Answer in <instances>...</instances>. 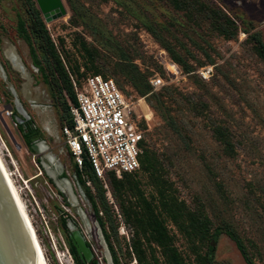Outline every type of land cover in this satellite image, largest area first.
<instances>
[{
  "label": "rangeland",
  "instance_id": "374dc122",
  "mask_svg": "<svg viewBox=\"0 0 264 264\" xmlns=\"http://www.w3.org/2000/svg\"><path fill=\"white\" fill-rule=\"evenodd\" d=\"M187 1V8L179 10L170 0H62L66 16L45 23L34 0H0V154L14 175L47 264H75L67 243L74 233L97 264H114L104 231L119 264H139L132 250L135 227L119 211V204L144 211L139 193L163 220L185 264H247L221 228L225 224L251 263L264 264V60L257 53L259 42L264 46V0ZM31 2L53 43L64 41L80 73L85 67L72 47L76 35L100 50V75L134 103L144 147L159 153L172 195L209 217L215 241L189 240L162 211L156 188L141 171L116 178L122 183L115 195L109 176L99 182L83 170L79 179L62 134L69 117L63 103H71L50 74L52 65L34 33ZM225 18L232 22L230 37L216 28ZM92 24L113 39H100L97 30L87 27ZM163 47L191 72L184 73ZM119 55L165 86L147 99L137 96L130 67L119 63ZM170 64L177 74L169 71ZM85 73L73 80L92 75ZM158 97L169 100L165 109L155 105ZM215 126L229 134V154L216 141ZM63 181L73 188L76 203L59 188ZM138 239L148 262L164 263L154 243Z\"/></svg>",
  "mask_w": 264,
  "mask_h": 264
},
{
  "label": "trees",
  "instance_id": "16d2710c",
  "mask_svg": "<svg viewBox=\"0 0 264 264\" xmlns=\"http://www.w3.org/2000/svg\"><path fill=\"white\" fill-rule=\"evenodd\" d=\"M31 0H29L30 2ZM172 6L175 9H184L188 6L187 0H170ZM31 12L33 17V22L35 25V35L38 39L41 40L45 52H46V59L48 63L52 65V69H50L51 76H56L59 82L62 85V90L67 94L68 99L72 105H76V97L73 91L71 78L76 77L83 78L85 77V71H91L92 75H100V69L98 66L97 61L100 58V50L97 47L92 46L89 44L83 37L76 35L73 39L72 47L74 48L77 56L79 59L83 61V66L85 67L84 72H79V67L77 66L75 60L72 57V54L65 49L64 41H60L59 46L55 45L51 40L49 33L45 27L44 22L40 17L39 11L35 8L34 3L31 2ZM72 18L75 17L76 11L72 7ZM214 14L220 17V13L214 12ZM232 22L230 19L225 18L223 25L220 27H216L220 30L221 33L227 34L225 36L230 37V33L227 32ZM94 30H97L100 39H113L111 34L105 30H103L99 24H92L90 26ZM163 46V45H162ZM166 52L168 53L171 60L179 65L182 68V71L186 74L191 72V68L182 62L179 58H177L174 52L168 48L163 47ZM258 55L264 60V46L262 43L259 42V48L257 49ZM119 63L125 65H129V74L128 78L131 80L132 88L137 96L139 97H146L148 94L150 96H155L152 93L154 90L149 84L148 78L146 75L141 73L135 64L132 62H127L124 57L119 55L118 58ZM211 62V61H210ZM127 75V74H126ZM107 78V77H104ZM78 82V81H77ZM118 86V85H117ZM118 88L123 92L119 86ZM124 93V92H123ZM148 97H146L147 99ZM169 100L161 99L158 97L156 100L155 105H158L160 108H164ZM150 105V104H149ZM150 105L151 108L155 110V108H159L157 106ZM63 109L69 115V107L67 103H63ZM63 126H68L72 128V123L70 120V115L66 118L63 122ZM213 135L219 143L224 145L227 154H229V150H233L232 144L230 142V136L227 131L222 128L221 126L213 127ZM76 174L80 180H82L81 172L84 170L87 175L89 174L94 180L99 181L89 170L86 166L82 171H79L75 168ZM145 173L152 186L156 188L157 196L159 198L161 209L162 211L169 217V219L176 225V227L184 233V235L190 240H196L200 243L205 244L206 242L209 243L210 240H216L217 236L216 233L212 232L211 228V221L209 217L204 213H197L189 209L184 202H179L173 195L172 190L173 187L169 181L165 180L162 174V163L160 159V155L158 152L150 151L144 147V141L142 142V155L140 157V170L137 172ZM136 173L131 174H124L121 178H126L128 176L134 175ZM110 177V185L112 187V193L115 195L116 190L121 186V181L117 180L113 174H107V177ZM105 178V179H106ZM100 182V181H99ZM84 185V181H82ZM91 196V195H90ZM140 201L145 204L144 211L140 209H132V208H125L123 205L119 204V211L126 221V223L131 222L135 227L134 235L132 236V250L133 255L136 261L139 264H159L158 260L153 258L152 262H148L145 257V251L141 248V242L138 239L142 236L146 242L154 243L161 252V255L164 259L163 264H185L183 259L181 258L180 254L178 253L177 249L173 246L172 237L168 234L166 227L164 226L163 220L155 214L154 210L150 207V204L145 201L142 197V194L139 193ZM91 201L94 203L92 197H90ZM103 204V208L108 215V210L105 209V205ZM111 225V223H110ZM221 227L225 230H228L227 234L235 241L237 247L239 248L240 252L242 253L245 261L247 264H252L251 261L248 259L245 251V247L243 246L241 240L233 233L228 225H223ZM104 227V226H103ZM114 235H116V229L114 227L111 228ZM104 239L108 244L110 253L112 255V261L114 264H119L117 257L114 254L109 242V236L107 235L106 231H104ZM136 239V240H135ZM68 249L70 255L75 264H80V259L78 257V253L76 248L73 244L72 237L67 239ZM93 264H97L96 260L93 261Z\"/></svg>",
  "mask_w": 264,
  "mask_h": 264
},
{
  "label": "built area",
  "instance_id": "2783aa9c",
  "mask_svg": "<svg viewBox=\"0 0 264 264\" xmlns=\"http://www.w3.org/2000/svg\"><path fill=\"white\" fill-rule=\"evenodd\" d=\"M202 74V73H201ZM76 105H70L72 128L62 134L79 171L86 166L101 182L107 174L121 178L140 170L143 130L134 103L116 83L101 75L80 82L71 78ZM153 90L165 86L158 76L149 79Z\"/></svg>",
  "mask_w": 264,
  "mask_h": 264
},
{
  "label": "water",
  "instance_id": "95a60500",
  "mask_svg": "<svg viewBox=\"0 0 264 264\" xmlns=\"http://www.w3.org/2000/svg\"><path fill=\"white\" fill-rule=\"evenodd\" d=\"M45 23L66 16L62 0H34ZM78 254L90 258L79 234H73ZM0 264H44L20 203L0 164Z\"/></svg>",
  "mask_w": 264,
  "mask_h": 264
},
{
  "label": "bare ground",
  "instance_id": "6f19581e",
  "mask_svg": "<svg viewBox=\"0 0 264 264\" xmlns=\"http://www.w3.org/2000/svg\"><path fill=\"white\" fill-rule=\"evenodd\" d=\"M168 69H169L170 72L177 74V68H176L175 65H171V64H170L169 67H168ZM4 146H5V145H4ZM40 146H41V144L38 145L39 148H40ZM43 151H44V150H43ZM43 151H42V152H43ZM0 164H1V166H2V168H3V170H4V173H5L7 179H8V181H9V183H10V185H11V187H12V189H13V191H14V193H15V195H16V197H17L19 203H20V206H21V208H22V210H23V213H24V215H25V218H26V220H27V223H28V225H29V227H30V230H31V232H32V235H33V237H34V240H35V242H36V244H37V247H38L39 252H40V254H41V257H42V259H43V262H44V264H47V261H46V258H45V255H44L43 249H42V247H41V245H40V242H39V240H38V238H37V235H36V231H35V229H34V226H33V224H32V221H31V219H30V216H29V214H28L27 207H26V205H25L24 200H23V199L21 198V196H20L19 188L17 187V185H16V183H15L14 175H13L12 171H10V170L7 168L5 162L3 161L2 157H1V154H0ZM44 167H45V169H46V165H44ZM15 171H16V170H15ZM38 176H39V175H38ZM19 177H20V176H19ZM33 179H35V177L31 178V180H33ZM27 183H28V182L25 181V184H27ZM59 188L62 189V190H64V192H66L68 195H70V196L72 197V199L74 200V203H76V202H75V199H74L73 188L70 186V184H69L68 182L63 181V182H62V186L59 185Z\"/></svg>",
  "mask_w": 264,
  "mask_h": 264
},
{
  "label": "flooded vegetation",
  "instance_id": "af4514ba",
  "mask_svg": "<svg viewBox=\"0 0 264 264\" xmlns=\"http://www.w3.org/2000/svg\"><path fill=\"white\" fill-rule=\"evenodd\" d=\"M73 239V236H72ZM78 257L80 259V264H93V258H86L83 255L78 254Z\"/></svg>",
  "mask_w": 264,
  "mask_h": 264
}]
</instances>
